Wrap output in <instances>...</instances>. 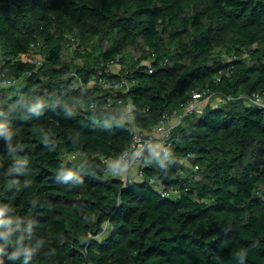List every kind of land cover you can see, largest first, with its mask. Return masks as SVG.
<instances>
[{"label": "trees", "instance_id": "obj_1", "mask_svg": "<svg viewBox=\"0 0 264 264\" xmlns=\"http://www.w3.org/2000/svg\"><path fill=\"white\" fill-rule=\"evenodd\" d=\"M0 56V264H264V109L208 102L142 178L102 163L194 91L264 90V0H0Z\"/></svg>", "mask_w": 264, "mask_h": 264}, {"label": "built area", "instance_id": "obj_2", "mask_svg": "<svg viewBox=\"0 0 264 264\" xmlns=\"http://www.w3.org/2000/svg\"><path fill=\"white\" fill-rule=\"evenodd\" d=\"M35 50H39V47L32 45L31 51ZM43 59L44 57L42 56V58H36L33 61L37 64H41ZM117 60L118 58H112L109 60L108 66L106 68L107 72L113 71L114 65L118 62ZM2 65L3 60L0 56V86H10L15 82V79L6 73V70ZM231 71V67L220 70L216 74L215 80H220L222 74L230 75ZM89 83L111 86L115 90H127L130 81L123 77L120 80H115L112 81V83H109L106 81V79L102 78V76L93 74L89 79ZM211 95L212 94L207 93V91H194L191 95V98L188 99L179 112L165 113L161 120L150 132H145L136 126H133L131 142L118 158L113 159L102 156V163L106 167V172L111 175H119L123 179L124 183L132 179L142 178L144 176V152L146 150H153L155 148L162 151H167L169 146L172 144L170 138L177 123L188 114L200 112L205 104L209 102L208 100ZM235 98H241L247 105L264 109V90L243 93L237 96L228 95L227 97H220L221 101ZM126 113V116L129 117V119H132L130 104ZM71 155L73 158L76 157V153ZM197 167L198 166H196V168ZM149 181L157 188L158 191L166 196L176 194V191L170 185L158 179L157 177H151Z\"/></svg>", "mask_w": 264, "mask_h": 264}, {"label": "rangeland", "instance_id": "obj_3", "mask_svg": "<svg viewBox=\"0 0 264 264\" xmlns=\"http://www.w3.org/2000/svg\"><path fill=\"white\" fill-rule=\"evenodd\" d=\"M76 44L71 46V45H66L65 47V50H64V54H65V58L70 60V59H77V61H81V58L80 57H77V58H74L75 56V48H76ZM127 52L134 58H138L142 53H141V50L135 46V45H128L127 46ZM42 53L39 51V50H35L33 51L32 53V60L36 59V58H42ZM122 68V64L121 63H116L113 67V70L115 72H118L120 69ZM89 86H91L92 84L91 83H88ZM209 102L211 103H221V99H220V96L217 95V94H213V96L211 95L209 97ZM82 158V155L79 154L78 155V159H81Z\"/></svg>", "mask_w": 264, "mask_h": 264}]
</instances>
